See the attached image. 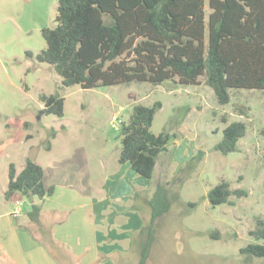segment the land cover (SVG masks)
Listing matches in <instances>:
<instances>
[{"label":"rangeland","instance_id":"1","mask_svg":"<svg viewBox=\"0 0 264 264\" xmlns=\"http://www.w3.org/2000/svg\"><path fill=\"white\" fill-rule=\"evenodd\" d=\"M57 13L58 0H0V214L15 211L22 220L32 199H39L21 192L4 196L10 164L19 172L28 157L43 167L45 184L55 186L47 203L95 196L120 166L121 126L133 107L161 101L152 131L170 133L168 149L159 153L151 178L137 174L150 186L133 191L130 200L143 226L131 237L125 264H140L148 228L145 264H264V257L247 261L240 251L260 242L249 231L264 217V90L233 88L231 101L220 104L204 77L201 84L64 85L53 66L36 57L46 48L42 30L56 26ZM56 92L65 99L64 116L46 112L40 98ZM233 121L245 122L247 130L238 149L225 154L216 145ZM222 180L248 195L213 206L208 192ZM158 184L166 210L152 220L149 201ZM137 185L129 182L131 189ZM73 216L60 214L83 227ZM21 261L35 264L37 258Z\"/></svg>","mask_w":264,"mask_h":264},{"label":"trees","instance_id":"2","mask_svg":"<svg viewBox=\"0 0 264 264\" xmlns=\"http://www.w3.org/2000/svg\"><path fill=\"white\" fill-rule=\"evenodd\" d=\"M56 22L42 30L46 48L36 57L52 65L67 86L167 80L201 84L204 77L220 104L231 101L233 88L264 90V0H58ZM40 98L46 112L64 116L65 99L60 93H43ZM161 107V101L152 106L136 104L121 126L119 162L130 163L147 178L153 176L159 153L168 149L170 133L152 131ZM246 130L243 121L229 123L216 148L225 154L236 151ZM8 176L7 199L17 192L42 199L55 190L45 184L43 167L30 157L19 172L11 163ZM247 195V190L233 189L225 180L208 192L213 206L233 205L232 197ZM164 198L158 184L149 201L152 220L166 210ZM40 211V205H33L30 219L38 220ZM148 232L140 264L149 256V228ZM249 234L260 242L248 243L241 253L247 261L264 257V217L257 218Z\"/></svg>","mask_w":264,"mask_h":264},{"label":"crops","instance_id":"3","mask_svg":"<svg viewBox=\"0 0 264 264\" xmlns=\"http://www.w3.org/2000/svg\"><path fill=\"white\" fill-rule=\"evenodd\" d=\"M111 177L102 191L82 203L63 197L52 203L46 202L48 196L32 199V207L41 206L38 220L30 219L32 208L22 220L15 211L1 213L0 264H23L21 259L31 254L37 258L35 264H125L131 237L143 226V218L130 200L133 191L148 188L150 182L138 177L128 162L120 163ZM127 177L130 184L137 185L132 181L137 180L139 186L131 189ZM62 212L71 216L74 212V221L83 222V227L67 222L69 217H60Z\"/></svg>","mask_w":264,"mask_h":264}]
</instances>
